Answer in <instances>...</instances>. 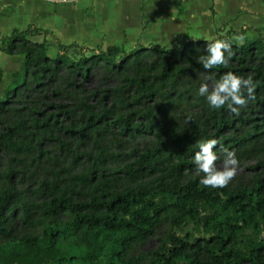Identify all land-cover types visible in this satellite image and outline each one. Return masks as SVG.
Here are the masks:
<instances>
[{"label":"trees","instance_id":"16d2710c","mask_svg":"<svg viewBox=\"0 0 264 264\" xmlns=\"http://www.w3.org/2000/svg\"><path fill=\"white\" fill-rule=\"evenodd\" d=\"M32 34L30 29L13 31L2 40L0 52L22 55L23 70L11 74L7 92L0 98V112L6 110L10 99L22 97L31 86L40 91L46 84L59 82L58 71H64L67 77L87 79L90 68L100 64L106 72L116 74L127 70L149 74L155 68L160 69L154 80H164L161 84L168 85L182 72L179 67L173 68V58L180 61L197 58L206 45V42H183L170 51L140 47L131 53H124L120 47H108L89 56L81 50L80 57L71 58L63 51L49 54L45 42L28 40ZM234 34L227 31L215 38L231 43L234 55L227 68L220 66L209 71H213L216 79L231 71L244 78L251 76L257 82L254 97L237 115L239 127L248 125L250 133L246 137L206 136L208 122L216 133L223 130L234 133L238 129L233 128L232 120L219 114L224 109L217 111L209 107L204 124L196 125L191 132L172 134L162 121L164 117L158 116L159 110L167 109L158 101L167 104L169 96L153 87L144 88L145 78L128 81L135 92L142 89L143 96L153 101L151 109L145 113L131 112L130 105L121 101L110 109L94 106L81 96L72 98L74 106L57 105L56 113L41 120L30 110L36 130L50 132L51 128H56L61 114L63 119L56 131L66 139L81 143L92 141L109 130L130 139L136 135H154L160 146L135 159V169L129 167L124 171V178L132 183L153 173L160 176L153 188L116 189L119 179L106 178L102 167L105 154L101 149L92 158L82 155L91 164L88 174L75 175L69 168L52 174L54 181L42 187L41 216L37 220L31 219L32 205L24 203L19 193L3 191L0 194V264H141L140 257L131 255V248L151 237L157 226L166 220L169 231L161 246L150 254L148 264H264V189L260 182L251 188L235 190L204 187L191 180L182 183L184 173L194 167L192 156L198 151L200 141L214 138L219 141L218 149L231 150L256 143L264 133V117L260 123L249 118L254 107L264 103V43L258 38L237 44ZM67 47L59 45L60 49ZM149 60L152 64L147 68L144 63ZM77 83L73 79L69 86L76 91ZM135 118L144 122L135 124ZM65 119L69 123L63 126ZM166 132L170 134L162 139L161 135ZM57 141L61 147L66 146L64 140L57 138ZM1 145L18 157L30 153L16 138H6ZM94 146L99 148L97 144ZM66 149L69 152L68 147ZM79 156L81 154L72 157L73 164L83 160ZM16 211L25 223H37L40 233L11 238L7 221ZM63 216L67 220H61ZM248 231L251 237H245Z\"/></svg>","mask_w":264,"mask_h":264},{"label":"rangeland","instance_id":"374dc122","mask_svg":"<svg viewBox=\"0 0 264 264\" xmlns=\"http://www.w3.org/2000/svg\"><path fill=\"white\" fill-rule=\"evenodd\" d=\"M210 11L209 7L205 9V12L209 16ZM171 13L170 10L166 11V18ZM207 26L208 22H204L201 25H192L186 22L181 26L180 30L173 33L164 31L161 34L154 35V37L146 40V42L122 45L121 49L124 53H131L144 46L146 49L159 48L170 51L179 48L183 42H210L208 38L212 39L215 36L223 35L228 30V25H223V29L217 30L215 36H211L208 34ZM233 39L237 44L243 43L240 39H236L234 35ZM28 40L37 43L45 42L49 54L63 51L71 58H78L82 54L81 50L84 49V55L89 56L91 54L89 52L90 48L84 46L73 45L60 49L58 38L55 35L50 36L46 34L43 30H37V32L29 36ZM1 46L2 44H0ZM105 49L106 47L104 46L92 48L95 53L105 51ZM201 52L202 50L199 51V55ZM2 55L8 57L3 58L0 56V69L2 70L0 98H3L7 92L11 83V74L23 70L22 55H7L4 53ZM173 60V68L179 67L182 69V72H178L174 80L168 85L161 84L164 83V80H154L160 69L155 68L149 74L145 71L134 72L131 70L116 74L106 72L101 67L102 64H100L99 66L90 68L87 79L75 76H72V78L67 77L64 71H58L59 82L46 84L40 91L31 86V89L24 92L22 97L10 99L6 110L0 112V137L5 135L6 138H16L18 144H23L25 149H28L30 153L18 157L12 151L4 149L1 144L6 138H0V194L6 190L19 193L24 203L32 205L31 219L37 220L41 216L39 205L43 198L42 187L50 186L54 181L52 174L64 168L71 169L75 175L88 174L91 164L82 155H90L92 158L101 149L104 150L105 154L102 167L106 178L110 179L115 176L116 179H119L116 182V189L137 186L144 188L155 187L156 181H159V173L146 175L141 180L137 179L132 183L124 178V171L129 170V167L135 169V164L133 163L135 159L154 146H160L154 135H136L130 139L118 136L116 130H109L106 134L98 136L92 141L90 139V141H83L81 143L66 139L61 132L56 131L57 127H59V121L63 119L61 114L58 115L56 128H51L50 132L44 133L39 129L36 130L32 124L30 110L35 111L34 116L41 120L56 113L55 107L57 105L74 106L72 98L74 96H81L94 106L110 109L113 106H117L118 102L121 101L130 105L129 111L135 112L138 110L145 113L151 109L153 101L143 96L142 89L135 92V88L129 86L128 82L135 78H145L144 88L153 87L160 93L169 96L167 104L163 101H158V103L165 105V108H167H162L158 112L159 117H164L162 121H164L167 129H170L172 134H179L182 131L191 132L196 125L204 124V117L208 109L204 98L197 94L198 87L202 83H209L211 86V81L216 80V78L213 71L203 69L197 63V58L195 57H191L188 61H180L175 57ZM151 64L152 61L150 60L147 64L144 63L147 68ZM230 65L233 66V64ZM73 79L78 82L76 91L73 89V86H69V82L73 81ZM219 114L223 115L224 118L232 120L233 128L238 127V129L234 133L232 130H223L220 133H216V130L208 125L211 122H208L206 123L208 126L205 125L206 130L204 131L206 136L216 134L217 138L219 136L227 138L233 135L246 137V134L250 133L247 124L239 127L240 122L237 120V115H233L226 109H224L223 113ZM262 117H264V103L261 106H255L252 114L249 115V118L255 120L256 123H260ZM143 122L144 120H140L139 118H135L134 120L135 124ZM68 123L69 120L65 119L63 126ZM168 134L170 133L166 132L162 134L161 138L165 139ZM57 138L64 140L66 146L61 147ZM95 144L99 148H95ZM66 147H68L69 152H67ZM161 147L163 146L161 145ZM231 150L235 151L240 163L236 175L224 188L229 190L251 188L256 182H260L264 189V133L259 136L256 143ZM76 154H81L79 159H83L80 160L79 164H73L72 162V157ZM218 156H220V159L217 161V166L220 167L223 157L221 155ZM90 161L92 160L90 159ZM154 167H157V165H154ZM61 175L64 177V174H60L59 176ZM184 176L185 178H183L182 183L191 180L200 184V176L195 173L194 167H191L190 171L185 172ZM61 220H67V218L63 216ZM7 222L10 237L13 239L24 235H38L40 233V226L37 223H25L18 213L9 218ZM169 228L170 225L167 220L161 222L151 237L131 248V255L140 257L142 259L141 264H148L151 259L150 254L161 246ZM178 234L181 235L180 233ZM245 237H251V232L248 231Z\"/></svg>","mask_w":264,"mask_h":264},{"label":"crops","instance_id":"0c3cea01","mask_svg":"<svg viewBox=\"0 0 264 264\" xmlns=\"http://www.w3.org/2000/svg\"><path fill=\"white\" fill-rule=\"evenodd\" d=\"M56 6L43 0H0V44L13 31L43 30L58 38V46L93 52L97 46L146 42L158 33L180 30L186 22H208L211 36L228 25L227 31L243 43L258 38L264 43V0H77ZM167 8L172 12L168 18Z\"/></svg>","mask_w":264,"mask_h":264},{"label":"clouds","instance_id":"9594fccd","mask_svg":"<svg viewBox=\"0 0 264 264\" xmlns=\"http://www.w3.org/2000/svg\"><path fill=\"white\" fill-rule=\"evenodd\" d=\"M208 39L211 42H206L197 57V63L205 70L220 66L227 68L234 55L231 43L222 39ZM238 39L243 40L242 37ZM256 87L257 82L251 76L244 78L228 71L220 74L218 79L212 80L211 86L209 83L200 84L197 94L204 98L210 109H226L233 115H239L240 108L246 106L254 97ZM218 143L214 138L202 140L197 145L198 151L192 156L194 171L200 176L199 183L213 189L227 186L236 175L240 163L235 151L226 147L218 149ZM218 152L223 157L220 167L217 166L220 159Z\"/></svg>","mask_w":264,"mask_h":264},{"label":"built area","instance_id":"2783aa9c","mask_svg":"<svg viewBox=\"0 0 264 264\" xmlns=\"http://www.w3.org/2000/svg\"><path fill=\"white\" fill-rule=\"evenodd\" d=\"M43 1H46V2H48L50 4H52V5L60 6V5L73 4L77 0H43Z\"/></svg>","mask_w":264,"mask_h":264}]
</instances>
